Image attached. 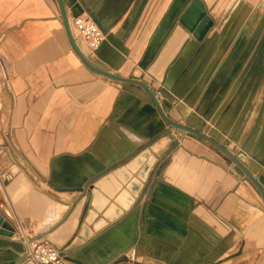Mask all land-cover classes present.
I'll return each instance as SVG.
<instances>
[{
    "label": "crops",
    "instance_id": "crops-1",
    "mask_svg": "<svg viewBox=\"0 0 264 264\" xmlns=\"http://www.w3.org/2000/svg\"><path fill=\"white\" fill-rule=\"evenodd\" d=\"M193 1L63 0L69 21L91 17L107 37L94 65L145 83L264 188V89L237 102L241 1L201 0L203 41L181 23ZM0 63V216L14 231L0 264H33L23 235L66 264H264L254 185L142 89L91 71L57 0H0Z\"/></svg>",
    "mask_w": 264,
    "mask_h": 264
},
{
    "label": "water",
    "instance_id": "water-1",
    "mask_svg": "<svg viewBox=\"0 0 264 264\" xmlns=\"http://www.w3.org/2000/svg\"><path fill=\"white\" fill-rule=\"evenodd\" d=\"M62 18L65 24V28L70 40V43L76 52V54L79 56L81 61L94 73L109 79L111 81L134 85L139 87L144 91V93L149 97V99L153 102L157 110L159 111L162 119L164 122L169 125L170 127L176 129L177 131H181L187 134H191L193 136H196L203 141L207 142L209 145L217 149L222 155H224L234 166H236L240 171L244 173L246 178L254 185V187L257 189L258 193L260 194L263 202H264V188L259 183L257 178L246 168V166L231 152H229L222 144L217 142L215 139H213L211 136L204 134L198 130L189 128L185 125H182L178 122L173 121L170 119L166 113L164 112L157 96L154 94V92L143 82L134 80V79H128L123 78L118 75H115L113 73H110L108 71H105L96 65H94L89 58L82 52L81 48L79 47L69 21V17L66 12V7L63 2V0H57ZM182 25L186 27L193 35L194 37L199 40L203 41L210 29L213 26L212 19L208 16L207 10L205 8V5L201 0H194L192 5L189 7L187 12L184 14V16L181 19ZM0 235L7 236V237H13L14 231L12 226L8 221L4 219V217L0 216Z\"/></svg>",
    "mask_w": 264,
    "mask_h": 264
},
{
    "label": "rangeland",
    "instance_id": "rangeland-1",
    "mask_svg": "<svg viewBox=\"0 0 264 264\" xmlns=\"http://www.w3.org/2000/svg\"><path fill=\"white\" fill-rule=\"evenodd\" d=\"M240 1L242 17L238 18V22L246 37L243 42L245 46L238 49L241 52L240 62L237 63L238 103L245 101L248 92L264 89V0ZM80 44L85 54L89 55L87 45L82 40Z\"/></svg>",
    "mask_w": 264,
    "mask_h": 264
},
{
    "label": "built area",
    "instance_id": "built-area-1",
    "mask_svg": "<svg viewBox=\"0 0 264 264\" xmlns=\"http://www.w3.org/2000/svg\"><path fill=\"white\" fill-rule=\"evenodd\" d=\"M73 35L82 50V40L89 50V54L96 53L106 42L107 37L99 24L88 16H75L70 20ZM88 56V55H86ZM2 71L0 63V73ZM25 242V258L33 264H66V260L60 251L51 243L43 239H34L23 235ZM127 258L129 262H137V250L131 249Z\"/></svg>",
    "mask_w": 264,
    "mask_h": 264
},
{
    "label": "bare ground",
    "instance_id": "bare-ground-1",
    "mask_svg": "<svg viewBox=\"0 0 264 264\" xmlns=\"http://www.w3.org/2000/svg\"><path fill=\"white\" fill-rule=\"evenodd\" d=\"M82 52L85 54V52H84V50H83V48H82ZM86 55V54H85ZM10 212V211H9Z\"/></svg>",
    "mask_w": 264,
    "mask_h": 264
}]
</instances>
